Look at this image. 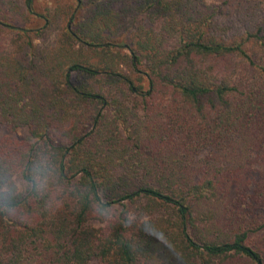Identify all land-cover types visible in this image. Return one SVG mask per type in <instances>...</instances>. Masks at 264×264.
Returning <instances> with one entry per match:
<instances>
[{
	"label": "trees",
	"instance_id": "trees-1",
	"mask_svg": "<svg viewBox=\"0 0 264 264\" xmlns=\"http://www.w3.org/2000/svg\"><path fill=\"white\" fill-rule=\"evenodd\" d=\"M77 1L39 47L0 0V264H264V0Z\"/></svg>",
	"mask_w": 264,
	"mask_h": 264
},
{
	"label": "rangeland",
	"instance_id": "rangeland-1",
	"mask_svg": "<svg viewBox=\"0 0 264 264\" xmlns=\"http://www.w3.org/2000/svg\"><path fill=\"white\" fill-rule=\"evenodd\" d=\"M211 1L216 2V0H211ZM15 5L16 7L14 10H16L17 14L19 13L17 16H22V18L19 19L20 20L25 19L28 22L27 25L25 24V26H23L29 29L28 36L31 37L34 40V42L39 45V47H40V42H42V39L40 40V28L45 27L44 21L40 19V14L48 16L50 18V21H53L54 23V24L52 23L53 25L51 24L52 26L47 27L46 33H44V35H46V38H48L49 40H55V41L63 40V42L66 43L63 34L64 33L67 34L68 31L70 32L76 31L75 26L73 27V25L70 26L67 24V20L70 17V15L76 11L75 9L78 8L77 0H32V11L26 9L25 0H15ZM82 15H83L82 12H78L77 16L80 19ZM65 26H67L66 29H64ZM18 30H20V28H18L15 25H13L12 28L0 26V37L7 39L11 37L14 38L15 36L17 37ZM75 50L81 51L80 55L84 59L91 62L92 64L94 63L97 64L105 60L103 55H101L100 53H94L92 48H89L87 46H81L80 49L77 48ZM114 52L116 53L115 63L117 64L118 70L126 74H128L129 72L130 76L132 77L129 53L123 49H120L119 51L116 50ZM117 52L118 54H120V56H117ZM124 55H127V57L126 58L122 57ZM140 71L143 72L142 68H140ZM138 76L141 75L140 74L133 75L135 85L138 84L135 80L136 78H138ZM144 81H145V77H144ZM143 88L146 89V82L143 84ZM24 134L25 131H21L18 134L15 133V135L18 137H23ZM6 135H9L8 131L3 126H0V139H2Z\"/></svg>",
	"mask_w": 264,
	"mask_h": 264
},
{
	"label": "clouds",
	"instance_id": "clouds-1",
	"mask_svg": "<svg viewBox=\"0 0 264 264\" xmlns=\"http://www.w3.org/2000/svg\"><path fill=\"white\" fill-rule=\"evenodd\" d=\"M23 173L19 174H12L9 177V180L7 184L0 188V194H3L4 196L8 195H23L26 191V185L30 184L29 181L23 179ZM35 180L39 182L40 180V175H35ZM14 184L15 185V191L13 192L12 189L8 186ZM32 187H36V185H31ZM101 197V201H98V210L100 211L101 215L104 217L106 222H110L114 219H118L119 222L123 223L126 228L131 227V221L135 219L134 216L128 215L125 217L123 211L120 212L119 216H116L115 210L113 208V202L111 201L110 196L108 193H100L99 194ZM10 205H4V208L7 209L9 208ZM138 227L149 237L156 236L159 239H167L166 235L162 232L159 231L157 226L153 225L151 222V218L146 217L144 218Z\"/></svg>",
	"mask_w": 264,
	"mask_h": 264
}]
</instances>
